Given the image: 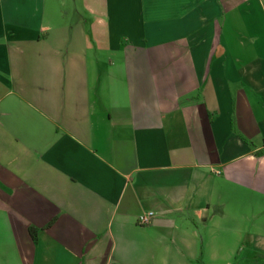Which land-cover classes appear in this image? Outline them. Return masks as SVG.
Masks as SVG:
<instances>
[{
	"label": "crops",
	"instance_id": "0c3cea01",
	"mask_svg": "<svg viewBox=\"0 0 264 264\" xmlns=\"http://www.w3.org/2000/svg\"><path fill=\"white\" fill-rule=\"evenodd\" d=\"M0 264H264V0H0Z\"/></svg>",
	"mask_w": 264,
	"mask_h": 264
},
{
	"label": "built area",
	"instance_id": "2783aa9c",
	"mask_svg": "<svg viewBox=\"0 0 264 264\" xmlns=\"http://www.w3.org/2000/svg\"><path fill=\"white\" fill-rule=\"evenodd\" d=\"M154 218H155V212L148 211V212L139 214L137 217V222L139 225L147 226L152 223Z\"/></svg>",
	"mask_w": 264,
	"mask_h": 264
},
{
	"label": "rangeland",
	"instance_id": "374dc122",
	"mask_svg": "<svg viewBox=\"0 0 264 264\" xmlns=\"http://www.w3.org/2000/svg\"><path fill=\"white\" fill-rule=\"evenodd\" d=\"M63 6L65 7L66 10H70V12H75V8L77 7V5H75L73 2L63 4Z\"/></svg>",
	"mask_w": 264,
	"mask_h": 264
}]
</instances>
